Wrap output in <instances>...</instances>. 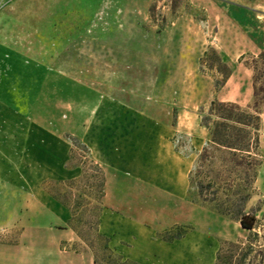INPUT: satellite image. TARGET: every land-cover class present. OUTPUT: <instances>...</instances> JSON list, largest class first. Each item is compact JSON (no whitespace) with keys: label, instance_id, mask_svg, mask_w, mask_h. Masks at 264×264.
<instances>
[{"label":"rangeland","instance_id":"rangeland-1","mask_svg":"<svg viewBox=\"0 0 264 264\" xmlns=\"http://www.w3.org/2000/svg\"><path fill=\"white\" fill-rule=\"evenodd\" d=\"M211 48L232 74L246 63L264 71L256 61L264 53V0H0V141L14 130L20 146L29 143L35 154L30 164L24 157L0 169V224L34 225L25 246L31 260H54L55 243L71 230L87 248L68 249H87L107 264L97 236L111 247L99 230L104 218L111 231L163 261L213 264L223 243L248 239L237 222L202 205L189 181L209 141L201 111L215 99L242 107L253 100L241 75L238 86L216 91L221 76L209 69L212 62L200 65ZM105 108L113 111L97 120L102 134L95 109ZM262 120L263 154L264 108ZM68 136L94 160L97 143L95 162L106 178L98 232L92 210L72 220L48 193L80 177L81 169L66 168L72 150L71 166L85 165ZM164 148L188 158L185 190L178 170L172 166L169 175L162 165ZM256 187L247 209L261 220L255 233L264 237V175ZM186 230L173 242L160 238ZM20 233L1 230L0 243L14 245Z\"/></svg>","mask_w":264,"mask_h":264},{"label":"trees","instance_id":"trees-1","mask_svg":"<svg viewBox=\"0 0 264 264\" xmlns=\"http://www.w3.org/2000/svg\"><path fill=\"white\" fill-rule=\"evenodd\" d=\"M208 61L212 62L209 69L215 70L222 78L221 81H215L218 91L227 84L232 70L212 48L202 58L201 68L204 69ZM256 61L261 62L264 68V53ZM246 66L254 73L252 103L242 107L237 103L215 99L207 110L201 111L200 126L207 131L209 141L198 155L196 167L189 174L190 185L196 189L202 205L237 222L242 230L250 233L245 242L223 243L216 255V264H264V244L261 243L264 237L255 233L261 228L262 222L254 209H247L258 191L256 182L264 162L260 142L263 131L264 71L258 72L249 63ZM68 138L80 150L85 165L71 166L75 154L72 150L66 168L81 169V175L78 179L60 182L58 187L47 190L71 212L72 220L76 219L77 212L92 210L97 218L94 230L98 232V218L105 198V174L91 157L86 145L71 136ZM176 151L179 152L178 149ZM218 159L219 168L216 166ZM73 230L77 232L75 228ZM186 233L187 230L160 238L165 242H173L183 238ZM97 236L102 242L103 251L107 253V264H137L114 251L107 238L99 234ZM94 264H100L97 258H94Z\"/></svg>","mask_w":264,"mask_h":264},{"label":"crops","instance_id":"crops-1","mask_svg":"<svg viewBox=\"0 0 264 264\" xmlns=\"http://www.w3.org/2000/svg\"><path fill=\"white\" fill-rule=\"evenodd\" d=\"M237 75H241V78L243 77L242 79L246 81L248 87H251L253 91V74L249 68H243L240 65L237 66L236 70H233V74L229 79L227 86L230 84H234L238 86L239 81L236 78ZM112 111L113 110H110L109 108L95 109V118H96L95 126L100 127L101 130L100 133L102 134L105 132L104 130L105 126H100L98 121L100 120V118L105 116L109 118L110 115H112L111 114ZM101 112H103L104 114H102ZM101 115L103 116L101 117ZM14 132H15L14 130H11L9 132L11 135L10 140H4L5 138L2 137L4 139L0 141L1 170H4L5 166L20 164L21 160L24 157H27L28 164H30L31 160L34 162L35 154L30 153V144L27 143L26 144L27 146L24 145L23 147H21L19 141H17L13 135ZM96 139L97 138L95 137V140ZM108 139H112V138L108 137ZM32 144L35 145L34 142ZM96 144L97 143L95 141V160L97 159L96 161H98L99 157L97 156V152H96V146H97ZM20 150H22V153ZM161 152H162V156H161L162 165L165 166V168L168 167L169 169L167 173H169V175L172 174L173 173L172 166H174L178 170V176L180 178V182L185 190L188 185V158L181 156L179 152H176L174 150L173 152H170L169 150L167 149L165 150L164 148L162 149ZM261 155L264 159V152L263 154L261 153ZM1 174L2 173L0 172V175ZM263 175H264V162L260 168L257 183L260 182V178ZM109 189H110V185L109 183H107V193H108L106 197L107 203H111L112 200V197L109 195L110 193ZM32 226L34 225L27 226L14 222H7L5 224L4 223L0 224V231L12 230V229L21 230L19 240L16 244L12 245L6 242L0 243V264H42L37 260L34 261L31 260L30 256L25 254L28 250L25 247L26 241L27 239L28 240L32 239V237L30 236V230L33 228ZM99 230L103 236H106L110 239V245L113 250H115L117 253L123 256L124 259L133 261L137 264H191L190 262H186L184 259L179 261H163L155 253L140 252L141 250L138 249L136 240L124 239L121 236H119L118 232L111 231L112 229H110L109 227V222L106 221L105 218L102 220ZM64 232H65L64 236L54 245L55 246L54 260L51 258L52 257L51 255H47L46 256L47 262L45 264H73V263L94 264V257L89 250L86 249L84 251H77V250L68 249L69 245L81 244L85 246V244L73 231L65 230ZM153 242H155L162 248L168 245L157 241H153ZM123 245L126 246L124 247ZM85 248L87 247L85 246ZM193 264H197V263L194 262Z\"/></svg>","mask_w":264,"mask_h":264}]
</instances>
